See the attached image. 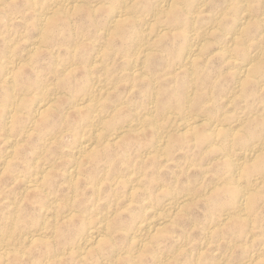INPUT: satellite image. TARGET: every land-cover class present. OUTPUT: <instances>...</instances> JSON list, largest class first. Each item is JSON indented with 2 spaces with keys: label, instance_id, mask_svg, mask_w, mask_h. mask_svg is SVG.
Here are the masks:
<instances>
[{
  "label": "clouds",
  "instance_id": "obj_1",
  "mask_svg": "<svg viewBox=\"0 0 264 264\" xmlns=\"http://www.w3.org/2000/svg\"><path fill=\"white\" fill-rule=\"evenodd\" d=\"M0 264H264V0H0Z\"/></svg>",
  "mask_w": 264,
  "mask_h": 264
}]
</instances>
